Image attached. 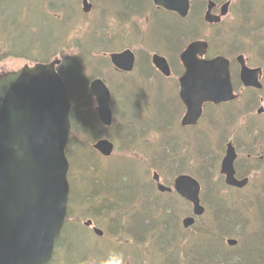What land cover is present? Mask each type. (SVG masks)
I'll return each mask as SVG.
<instances>
[{
	"label": "rangeland",
	"instance_id": "374dc122",
	"mask_svg": "<svg viewBox=\"0 0 264 264\" xmlns=\"http://www.w3.org/2000/svg\"><path fill=\"white\" fill-rule=\"evenodd\" d=\"M243 1L245 8L238 12L236 5ZM261 1L234 0L231 15L218 25H210L201 16V1L197 0L196 10L177 24L181 31L178 33L171 28L175 21L179 22L175 16H168L148 2H142L145 10L138 13L130 10L129 4L103 0L95 8L97 11L87 16L81 15L75 1L72 9L68 7L71 2L65 0L66 10L72 13L68 20L67 12L65 16H57L64 12L62 6L55 5L56 9L52 5L47 13L49 9L44 0H0V71L16 69L39 59L51 61L56 57L62 58L64 64L75 58L89 66L82 70L89 78L84 85L86 76L76 79L77 74L70 75L73 84L70 94L75 100L67 147L69 211L65 236L62 235L51 264H102L110 252L123 253L127 264H195L198 258L194 251L196 241L203 235L204 224L217 213L222 222L213 229L212 237L217 243L224 244V249L219 252L217 261L205 258L202 263L264 264V193L239 196L231 206L220 192L212 194L211 188L219 187V166L225 146L221 128L230 122L227 116L232 114H227L223 107H211L209 115L193 130L180 128L175 122L181 110L178 79L183 66L179 56L190 42L208 40L211 56L225 55L234 61L239 54H244L253 65L264 64V34L252 13L261 9ZM101 8L105 14H100ZM157 20L164 23L159 25ZM73 24L69 29L68 26ZM127 47L136 52L138 60L136 70L130 76L115 73L108 61L110 53ZM15 51L29 55L18 56ZM154 53L168 58L173 78L163 79L152 70ZM99 71L102 75L98 76L106 79L113 91L114 123L108 129L99 127V122L94 119L96 102L88 97L89 84L95 78L90 77ZM245 117L246 123L253 122L251 114ZM235 123L242 121L239 119ZM100 136L116 144L110 158L100 157L93 148ZM107 169H113L112 176L114 170H120L125 178L128 175L135 177L140 182L128 177L129 186L141 191L144 198L160 200L161 210L152 213V217L160 221L148 235L140 233L136 236L128 229L132 224L130 215L138 208H131L126 213L129 207L125 210L109 207V203L104 202V194L99 200L90 198L94 195L91 192L95 185L100 189L102 184L98 172ZM154 172L160 174L161 181L167 186H173L176 177L184 173L204 180L203 193L206 194L202 195V201L208 212L197 219L195 225L185 229L182 224L192 215L191 204L175 192H160L153 180ZM222 191L225 193L223 188ZM86 193L90 201L86 199ZM121 195L125 199L132 198L128 190ZM109 198L107 201L114 200ZM89 219L104 230L103 236H98L92 227L84 224ZM228 238L238 239L239 244L230 246Z\"/></svg>",
	"mask_w": 264,
	"mask_h": 264
},
{
	"label": "water",
	"instance_id": "95a60500",
	"mask_svg": "<svg viewBox=\"0 0 264 264\" xmlns=\"http://www.w3.org/2000/svg\"><path fill=\"white\" fill-rule=\"evenodd\" d=\"M154 3L183 17L190 9L189 0ZM84 9L91 10L88 0H84ZM226 11L227 5L223 7V13ZM206 19L213 23L221 17L208 13ZM208 49L207 41L198 40L180 55L185 67L179 80L180 97L187 106L182 125L196 124L205 102L221 103L235 98L229 59L207 58ZM110 58L117 69L131 72L135 67L136 57L130 49L111 53ZM59 64L60 60L54 59L0 72V264H49L68 215L70 162L66 148L72 129V103L57 69ZM153 64L166 76L171 75L166 57L155 54ZM242 66L243 82L258 85V70L245 63ZM89 97L96 99L101 122L112 125V93L103 79L90 83ZM94 146L104 156H111L115 147L108 139H100ZM235 157L234 148L229 145L221 172L228 184L244 186L247 180L238 181L235 177ZM154 180L159 191L174 189L193 204V215L183 220L185 228L193 226L196 217L204 214L197 179L179 175L173 188L164 185L158 173H154ZM95 232L103 234L99 228ZM228 243L236 245L238 241L229 239Z\"/></svg>",
	"mask_w": 264,
	"mask_h": 264
},
{
	"label": "flooded vegetation",
	"instance_id": "af4514ba",
	"mask_svg": "<svg viewBox=\"0 0 264 264\" xmlns=\"http://www.w3.org/2000/svg\"><path fill=\"white\" fill-rule=\"evenodd\" d=\"M67 1L71 2L68 5V7L72 8V2L75 1L77 3V8L80 10L81 15L91 16L94 14L95 8L99 6V1L102 2L103 0H88L91 5V10H90L91 12H85L84 0H67ZM189 1H190V9L187 16L185 17H182L178 12L166 10L162 7L157 6L156 4H154V0H110V3L121 4V5L129 4V6L127 7L130 10L141 13L143 10H145L144 8L145 3L148 2L153 4L155 8L166 13L168 16L174 15L175 20L178 21V19L181 20L188 19L190 15L196 10L195 4L197 0H189ZM200 1H201V5H199V10L203 11V14H201V16H203L205 22H207L208 24L211 23L206 19L208 13H210L212 16L221 17V20L219 22H213L210 25L220 24L222 21H224V19H226L232 13L234 0H225V1L200 0ZM142 2H145L144 5L142 4ZM43 3L46 4L47 5L46 8L49 9V11L45 10L47 13H50V8H52V5L62 6V11L64 12L60 13L57 16L60 15L65 16L68 14V18L66 19L68 20L71 19L72 13L70 10H66L68 7L67 4L65 3V0H44ZM211 3H213V6L210 8ZM225 5H227V11L223 13V7ZM56 6L55 8L57 9ZM102 7L107 12H110L104 6ZM242 7L243 9L245 8V1H243L242 4L236 5V8H238V12L241 11ZM103 8H101L100 14L103 13L105 14ZM66 12L67 14H65ZM244 12H248V11H244ZM80 13L78 11L79 15ZM252 13H253V17L257 21H259V24L263 30L262 33L264 34V0L261 1V9L252 11ZM73 14L75 13L73 12ZM53 15H55V13H53ZM143 15L146 16V12H144ZM66 19H62V20H66ZM157 22L159 25L164 23L163 20H159V21L157 20ZM179 23L180 22L177 23L175 21L173 24H171L172 25L171 28H175L174 31L178 33L181 32L179 31V27L177 26V24ZM74 25L75 24L70 25L68 26V28L70 29ZM210 55L211 54H208V58L211 57ZM240 56H242L244 59L239 60L238 58ZM228 59L230 60L231 80H232L235 98L221 103L205 102L202 107V115L200 120L202 121V119H204L209 115L208 109L211 107L214 109H219L223 107L225 108L227 114H232L230 116H227V119L230 122H228L224 128H221L223 132L221 137L225 145L224 148L222 149L223 150L222 159L227 154L228 146L229 145L233 146L236 154L234 160L235 177L238 181L247 180V183L244 186L229 185L225 181V176L220 174L221 171L219 169V179H218L219 187L218 189L211 188L213 190L212 191L213 196L218 195L220 192L225 197L224 201L225 202L228 201V206H231L233 203L239 200V196L241 197H246L250 195L258 196L261 195L262 192L264 193V64L253 65L252 63L249 62V58L246 57L244 54H239L234 61L231 60L230 58ZM243 63H245V65L248 66L249 68L258 70V76L256 79L258 85H247L243 82L241 78ZM152 67H153L152 70H154L159 77H164L165 79L173 78V72L171 76L167 77L162 75L154 65H152ZM183 73L184 70L182 71V75ZM179 79H178V98L180 99ZM181 103H180L181 110L179 112L178 118L175 121L178 122V125L180 124V120L186 113V109H187L184 103L183 104ZM246 114L252 115L251 119L253 122L246 123L247 122V119L245 117ZM239 119H241L242 123L240 124L235 123ZM199 125L200 123H197L194 126H188L187 129L193 130L197 128ZM180 126L185 128V126L182 125ZM219 127H221V125H219ZM222 188L224 189L225 193L222 191ZM249 217L250 215L246 216V219L248 220ZM262 220L264 223V210H262ZM90 222H91L90 224H86L85 222V225L88 227H92L93 228L92 230L94 231L96 225L94 224V221L92 219ZM234 240L238 241V243L236 244L238 245L239 240L236 238H234Z\"/></svg>",
	"mask_w": 264,
	"mask_h": 264
},
{
	"label": "trees",
	"instance_id": "16d2710c",
	"mask_svg": "<svg viewBox=\"0 0 264 264\" xmlns=\"http://www.w3.org/2000/svg\"><path fill=\"white\" fill-rule=\"evenodd\" d=\"M16 53H18V52H16ZM54 53L55 52H53V54ZM105 59H106V57H105ZM68 63H71V65ZM88 67L89 66L87 64L83 65L78 60H76L75 58H73L72 60H70L68 62H65V64H64V62L62 63V65L59 68H60V71L62 72V74L65 78L66 83L68 84L69 90H70V86H73V84L71 82L70 75L77 74L75 76L76 79L78 78V76H80L81 78L85 77L86 75H85V73L82 72V70H83V68L88 69ZM65 68H66V70H65ZM98 74L102 75V73L99 71L97 74L91 76L90 78L98 76ZM125 75L130 76V74H125ZM85 79H87V80H85ZM88 79L89 78L87 76L83 79V80H85V81H83V85L88 82ZM85 92L87 93V90ZM71 97L74 98L75 96H71ZM136 104H137V102H136ZM111 170H113V169H107L104 172H98L99 178H102V184L100 186V189H99V185H95V187L93 188V191L91 192V194H94L95 196L91 195L90 198L93 197L96 200L97 199L99 200L101 197L100 195L104 194L105 199H106V200H104V202H108L109 207H111V206H114L116 208L119 207V208H122L123 210H125L126 207H129V208H127L128 210H126V213L129 212V209H131V208H134V207L138 208L133 213H131V215H130V220L132 221V224L129 226L128 229L133 234H135L136 236L140 233H142V234L145 233V234H143L144 236L148 235L149 232L153 231V229L158 226V221H160L158 218L154 219L152 217V213H154L156 210H158V211L161 210L160 205H162V204L160 203V200L157 202V201L150 200L149 197L144 198L145 196L143 197L141 191L136 190L137 188L134 189L132 186L128 185V182H126L129 175L125 178V176H121L120 170H114L115 175L112 176ZM129 179H131V181L134 180L137 183L140 182L135 177H131V178L129 177ZM123 181H124V184H122ZM148 185H150V183ZM117 186H119V187L122 186L123 187V188L121 187L122 190L120 191V188ZM138 189H140L139 185H138ZM127 190L132 195L131 196L132 198L130 200L125 199L121 195V192L125 193ZM88 193L90 194V192H88ZM118 193H120V194L117 195ZM109 197L114 198V200L112 202L107 201L108 199H110ZM86 199L88 201L91 200V199H89V196L87 197V193H86ZM219 222H222V221L219 220V213H217L214 216V218L212 220H210V222H206V224H204V227L202 228L203 235L198 241H196L197 242V248L194 249V251H196V254L198 256V258L195 259V264H203L202 261L205 258L209 259V260L212 259V262H213V259H214V261H217V259L219 258V256H218L219 252L222 249H224L223 248L224 244L221 245V244L217 243V241L215 239H213V237H212L214 235L213 229L216 227V225L218 226ZM64 236H65V232L63 234V238H64ZM61 241H62V238L58 240V242H57L58 246H59Z\"/></svg>",
	"mask_w": 264,
	"mask_h": 264
},
{
	"label": "clouds",
	"instance_id": "9594fccd",
	"mask_svg": "<svg viewBox=\"0 0 264 264\" xmlns=\"http://www.w3.org/2000/svg\"><path fill=\"white\" fill-rule=\"evenodd\" d=\"M102 264H127V261L123 253L110 252L108 256L102 261Z\"/></svg>",
	"mask_w": 264,
	"mask_h": 264
}]
</instances>
